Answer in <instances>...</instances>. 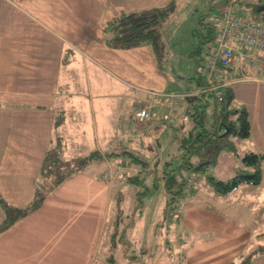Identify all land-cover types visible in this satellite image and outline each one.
<instances>
[{
	"label": "crops",
	"instance_id": "obj_1",
	"mask_svg": "<svg viewBox=\"0 0 264 264\" xmlns=\"http://www.w3.org/2000/svg\"><path fill=\"white\" fill-rule=\"evenodd\" d=\"M169 1L0 0V198L7 204L21 207L34 200L51 145L60 140L66 156V142L75 136L89 141L92 134L100 140V133L117 131L110 125H117L128 89L145 93L136 110L144 104H151L153 112L173 106L175 100L152 103L153 91L177 92L169 91V79L150 45L115 48L105 41L107 22L120 12ZM255 72L258 79L235 82L233 89L249 110L246 140L264 156V71ZM203 86L199 81L184 93ZM154 123L160 122L152 118L140 124L145 129ZM262 166L264 188V159ZM84 172L49 191L37 211L0 231V264L97 262L106 201L87 197L72 180Z\"/></svg>",
	"mask_w": 264,
	"mask_h": 264
},
{
	"label": "rangeland",
	"instance_id": "obj_2",
	"mask_svg": "<svg viewBox=\"0 0 264 264\" xmlns=\"http://www.w3.org/2000/svg\"><path fill=\"white\" fill-rule=\"evenodd\" d=\"M263 2L229 0L237 14L261 21L263 14L253 7ZM211 4L212 0H174L173 10L161 25L162 68L169 79V91L177 92L173 106L163 109L170 113L168 119L143 129L132 119V112L146 97L145 93L137 91L136 95L128 89L123 92L117 125H110L117 131L100 133V140H94L92 134L89 141L84 136L81 141L76 136L69 139L68 158L62 150L63 158L74 161L95 149L101 154L87 162L85 176L72 179L78 180L87 197L106 201L105 233L98 244L95 264H112L111 259L114 264H243L247 258L250 260L246 264H264V188L243 181L236 189L221 193L206 177L211 173L217 180H227L250 171L251 167L242 161L244 154L253 150L248 140L236 138L235 148L224 146L217 162L202 178L183 185L182 195L168 192L164 184V176L182 162L181 140L195 124L191 114L195 109L184 91L198 85L197 69L203 70L213 42L209 40L195 51L200 41L195 33L200 19L208 23L217 11ZM201 26L203 33H207L208 24ZM203 105L204 101L200 109H205L208 121H212L213 104ZM52 147L55 144L48 149ZM114 168L123 177H102L106 172H114ZM182 173L189 175L190 171L182 169ZM39 180V188H43L47 179L40 175ZM7 211L4 203L0 205V218L4 220ZM0 230L2 234L5 228Z\"/></svg>",
	"mask_w": 264,
	"mask_h": 264
},
{
	"label": "trees",
	"instance_id": "obj_3",
	"mask_svg": "<svg viewBox=\"0 0 264 264\" xmlns=\"http://www.w3.org/2000/svg\"><path fill=\"white\" fill-rule=\"evenodd\" d=\"M213 3L212 0V8H214ZM254 5L253 10L263 14L264 17V2L255 3ZM173 8L174 0H170L166 4L151 8L122 11L107 22L105 41L109 46L115 48H132L144 44L150 45L154 49L159 64L162 67L164 41L161 25ZM201 24H208L207 33H203ZM195 33L200 40L195 51H199L203 44H207L209 40L213 41L216 28L211 21L205 23L204 19L201 18ZM197 70L198 76L196 78L198 81L203 82V87H205L206 81L202 76V71L199 70V67ZM224 94L225 99L222 103L217 102L213 98L212 93L205 90L196 93L191 92L187 95L188 100L195 109L194 112L191 110L195 124L188 135L184 136L181 140L180 155L182 162L177 167L171 168L168 176H164V184L168 192L174 191L182 195L184 192L183 185L191 180L195 181L202 178L203 176L201 175H205L210 166L217 162L224 146L235 148L234 139H246L251 135V123L247 105L240 103L236 98L233 85L225 86ZM171 95H173L174 99L175 94ZM173 99L172 101H174ZM203 101L205 103L204 107H208L211 103L213 104L212 121H208L206 110L200 109ZM62 150V142L59 140L55 144V147L47 151L41 168V175H44L47 179L45 183L48 186L47 184L43 188H39L38 186L35 198L30 204L15 207L7 204L3 198H0L8 209L7 216L3 221L4 223L0 225V229L5 228L6 230L21 217L37 211L42 206L44 198L49 191L55 189L75 173L83 171L88 161L101 155L98 150H95L74 161L63 158ZM123 152L132 155L129 150ZM114 154H120V152H115ZM263 159V154L255 150H249L244 154L242 161L245 165L251 167L250 171L238 173L227 180H217L211 173L207 174L206 177L212 187H215V191H220L221 193L236 189L243 181L260 184L263 174ZM182 169H187L190 171V174L184 175ZM128 178L132 180L131 176ZM248 259H245L243 264H246ZM111 262L112 264L115 263L113 259H111Z\"/></svg>",
	"mask_w": 264,
	"mask_h": 264
},
{
	"label": "built area",
	"instance_id": "obj_4",
	"mask_svg": "<svg viewBox=\"0 0 264 264\" xmlns=\"http://www.w3.org/2000/svg\"><path fill=\"white\" fill-rule=\"evenodd\" d=\"M210 21L215 25L216 33L202 70L206 81L203 90L212 93L213 98L222 103L225 86L238 80L258 79L256 68L264 71V21L237 14L231 4L211 14ZM172 99L171 94L152 92V103L166 105ZM169 117V112H153L151 104H144L135 112V119L140 123L152 118L166 120ZM103 175L122 177L119 171Z\"/></svg>",
	"mask_w": 264,
	"mask_h": 264
},
{
	"label": "water",
	"instance_id": "obj_5",
	"mask_svg": "<svg viewBox=\"0 0 264 264\" xmlns=\"http://www.w3.org/2000/svg\"><path fill=\"white\" fill-rule=\"evenodd\" d=\"M229 3V0H217L216 2L213 3L214 8L220 9L227 5Z\"/></svg>",
	"mask_w": 264,
	"mask_h": 264
}]
</instances>
